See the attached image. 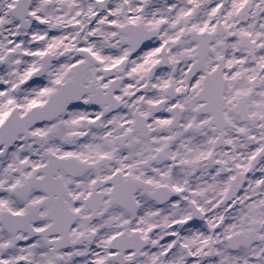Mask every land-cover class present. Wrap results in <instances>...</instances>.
<instances>
[{
  "label": "snow or ice",
  "instance_id": "obj_1",
  "mask_svg": "<svg viewBox=\"0 0 264 264\" xmlns=\"http://www.w3.org/2000/svg\"><path fill=\"white\" fill-rule=\"evenodd\" d=\"M0 264H264V0H0Z\"/></svg>",
  "mask_w": 264,
  "mask_h": 264
}]
</instances>
